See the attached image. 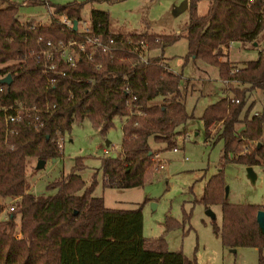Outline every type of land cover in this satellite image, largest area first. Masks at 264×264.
<instances>
[{"label":"trees","instance_id":"16d2710c","mask_svg":"<svg viewBox=\"0 0 264 264\" xmlns=\"http://www.w3.org/2000/svg\"><path fill=\"white\" fill-rule=\"evenodd\" d=\"M83 4L71 1L49 8L52 13L79 19ZM17 9L13 1L0 0V75H11L9 82L0 79V105L21 100L28 106L43 107L47 101L50 111L38 112V120L34 111L24 112L9 125L15 131L6 135L0 109V197L13 202L7 217L0 219V264H198L182 250L168 249L164 237L144 235L142 204L108 207L101 196L94 195L95 179L85 185L79 172L84 167L82 157H75L71 170L48 184L56 188L53 194L33 193L27 173L30 157L48 160L60 155L57 135L69 130L72 123L88 118L105 132L113 118L120 116L124 118L121 150L101 158L103 181L121 187L144 184L154 164L150 139L166 144V148L174 147L181 134L179 126L195 115L187 105L191 79L172 69L163 54L182 32L128 31L136 40L145 39L150 49L162 50L148 63L124 43L113 58L103 55L97 59L99 67L85 60L75 67L60 63L58 68L65 74H49L37 50L47 39L67 38L74 30L62 29L54 18L48 24L22 22ZM190 9L191 19L185 27L187 57L217 66L222 79H231L201 116L207 136L210 125L222 121L216 136L224 140L221 168L208 180L201 201L207 207L222 204L223 222H214V231L225 245L254 246L262 251L264 231L257 213L264 206L229 201L223 167L229 159L254 166L264 156V143L240 153L243 138L254 140L264 135L263 120L250 115L254 101L245 110L250 95L264 88L263 52L243 65L234 63L230 56L233 41L247 47L261 46L264 0H209L202 14L197 11V1L190 0ZM90 19L99 21L104 36L112 33L106 10L93 7ZM233 69L237 70L231 72ZM48 75L53 76L50 83ZM124 82L130 83L131 90ZM232 97L238 100L232 101ZM53 104L56 107L52 110ZM136 110L141 113H132ZM3 204L0 201V211ZM172 220L168 218V225ZM259 264H264L263 256Z\"/></svg>","mask_w":264,"mask_h":264},{"label":"rangeland","instance_id":"374dc122","mask_svg":"<svg viewBox=\"0 0 264 264\" xmlns=\"http://www.w3.org/2000/svg\"><path fill=\"white\" fill-rule=\"evenodd\" d=\"M11 1L17 4V15L21 21L33 20L48 24L51 20L49 5L78 1L84 3L81 17L89 18L93 7L106 10L113 32H182L177 41L165 47L163 54L172 69L183 72L186 78L191 79L187 105L189 111L195 114L179 126L181 134L174 145L178 147L177 150L174 147L166 148V144L150 139L153 151L160 152L164 159V167H153L144 184L131 187L106 185L101 169L102 157L115 156L121 150L124 118L115 116L105 132H101L88 118L74 122L69 130L57 135L59 156L46 160L41 168L36 167L37 159L30 157L27 166L30 190L38 195L53 194L56 188H49L48 184L62 173H68L75 157H82L84 167L79 172L85 185L95 179L93 194L101 196L106 206L133 208L143 205V233L146 237H164L168 249L182 250L198 264H259L260 257H264V248L260 251L254 246H240L234 251L225 245L214 231V222L219 225L223 222L222 204L214 203L207 207L201 201L208 180L221 168L224 153V140L216 136L222 121L213 122L209 127L210 135L207 136L201 116L205 107L222 95L225 84L217 66L202 59L187 57L189 46L185 27L190 22L192 12L190 6L177 12V7L185 0ZM196 1L197 11L205 13L209 0ZM259 44L264 45V36ZM246 45L241 41L231 43L230 56L234 63L243 65L246 60L259 56L258 46ZM161 53L160 48L150 50L152 56ZM221 59L227 58L222 56ZM263 99V89H256L250 95L245 110L254 101L250 113L252 116L256 109L263 106ZM185 133H189L190 137L185 139ZM241 141L240 153L246 154L260 142L264 143V135L254 140L243 138ZM223 168L226 186H229V201L264 206V156L260 163L254 165L257 173L255 180L248 176L247 165L244 163L229 159ZM0 201L4 203L0 211V219H3L7 217L8 207L13 202L1 197ZM208 208L215 212L214 217L207 212ZM169 217L173 219L171 225L167 222Z\"/></svg>","mask_w":264,"mask_h":264},{"label":"built area","instance_id":"2783aa9c","mask_svg":"<svg viewBox=\"0 0 264 264\" xmlns=\"http://www.w3.org/2000/svg\"><path fill=\"white\" fill-rule=\"evenodd\" d=\"M49 15L51 18H54L60 22L62 29H73L74 34L70 35L67 38H58L56 40L47 39L44 46L37 50V56H40L43 60L44 71L47 73H61L65 74L64 69L58 68L60 63L66 64L69 67H75L81 61H89L96 63L97 67L101 65V61L97 60L103 55H108L113 58L115 56V50L122 48L124 43L130 46L131 52L140 56L142 61L146 63L149 62L150 57V48L149 44L145 39H134L129 35V32H113L109 35L104 36L103 33L99 30L100 23L99 21L93 22L90 17H80L76 19V28H74V19L71 18L66 13H52L49 8ZM25 22V21H22ZM41 37H38L40 40ZM125 41V42H124ZM263 52L264 55V45L259 46V52ZM149 52V53H148ZM237 69L231 70V72L236 71ZM2 79L5 74L0 75ZM48 83L53 81V76L48 75ZM222 81L225 84H229L231 79L224 78ZM124 87L128 90H131V85L129 82H124ZM2 90V85L0 86ZM264 94V88H263ZM137 96H133L132 99L135 100ZM232 101H237L238 99L232 97ZM130 104L131 102L128 101ZM55 104L52 105V110L55 108ZM0 109L3 111L4 120L6 123L5 133H13L14 128L9 125L22 117V114L29 111H34V119L38 120V112L44 111L49 112L50 107L48 102L44 103L43 107L32 105L28 106L23 101L18 100L12 104L0 105ZM132 113H141L136 110ZM254 114L263 120L264 123V99L263 106L260 109H256ZM190 134L185 133V139L189 138ZM175 150L178 147H174ZM154 164L153 167L156 169L164 167V159L160 156V152H155L153 155ZM9 210L13 209L11 204Z\"/></svg>","mask_w":264,"mask_h":264},{"label":"water","instance_id":"95a60500","mask_svg":"<svg viewBox=\"0 0 264 264\" xmlns=\"http://www.w3.org/2000/svg\"><path fill=\"white\" fill-rule=\"evenodd\" d=\"M190 6V1L189 0H185L182 4H180L178 7H177V12H181L183 11L184 9L188 8ZM76 22L77 20L74 19V28H76ZM3 81H10L11 80V75L8 73L6 74L5 77H3L2 79ZM107 143H109V141L107 140ZM259 145H261V142L259 143ZM46 160L45 159H38L37 160V163H36V167L37 168H41L44 166ZM247 171H248V176L252 179V180H255L256 177H257V173L254 169V166L253 165H248L247 166ZM229 193V186L227 185L226 186V194ZM207 212L211 215V216H215V212L211 209V208H208ZM257 220H258V223L260 225V227L262 228V230L264 231V209H260L257 213ZM234 251L237 250V248H233Z\"/></svg>","mask_w":264,"mask_h":264},{"label":"crops","instance_id":"0c3cea01","mask_svg":"<svg viewBox=\"0 0 264 264\" xmlns=\"http://www.w3.org/2000/svg\"><path fill=\"white\" fill-rule=\"evenodd\" d=\"M190 1V0H189ZM109 29H110V26H109ZM111 30V29H110ZM222 79V78H221ZM238 248V247H237Z\"/></svg>","mask_w":264,"mask_h":264}]
</instances>
